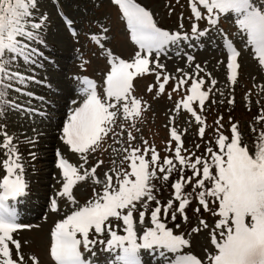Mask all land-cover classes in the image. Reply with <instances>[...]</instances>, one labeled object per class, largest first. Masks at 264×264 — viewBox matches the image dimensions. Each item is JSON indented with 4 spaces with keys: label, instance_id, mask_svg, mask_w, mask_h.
I'll return each mask as SVG.
<instances>
[{
    "label": "snow or ice",
    "instance_id": "1",
    "mask_svg": "<svg viewBox=\"0 0 264 264\" xmlns=\"http://www.w3.org/2000/svg\"><path fill=\"white\" fill-rule=\"evenodd\" d=\"M112 2L118 6L130 30L131 40L139 46V50L131 61L115 57L109 51L110 68L104 76L103 95L98 94L94 80L85 76L80 81L79 91L85 98L71 112L62 128L63 142L75 153H95L106 137L124 135V125H120V133L114 130L118 113L122 112L126 121L135 120L148 107L146 102L132 94L134 79L154 73L158 83L148 85L147 91L164 94L173 77L167 74L161 76L165 65L160 62V57L170 46H179L181 41L190 40L188 33H172L158 27L152 12L136 0ZM188 4L190 19L194 21L191 25L192 37L208 36L211 29L219 25L221 18H231L242 35L244 46L264 67V5H257L255 0H188ZM38 8L39 0H0V105L5 106V110L19 107L11 101L8 93L11 90L20 91L15 83L23 84L28 79L21 67L34 62L33 57L38 52V48L33 46L36 41L44 43L40 35L47 24V16H38ZM200 21H205L207 27L201 29ZM66 23L70 25L72 21L66 20ZM226 49L227 80L235 84L241 52L231 39L227 40ZM194 59L191 55L187 56L188 61ZM195 67V74L176 69L180 76L175 78L174 92L180 91L189 81L191 83L186 89L188 94L177 101L174 110L179 112L183 108L190 113L200 125L197 134L203 138L206 119L197 113L193 105L198 103L202 111L209 100L211 88L204 90L206 81L200 73L205 70L199 64ZM206 75L214 87L217 81L211 78V73ZM171 96L172 93H168L169 99ZM257 119L264 122V115ZM221 120L222 117L216 121L218 150L211 147L205 150L209 159L194 156L183 149L182 135L174 126V118L167 142L169 145L176 144L174 158H161L147 140L141 141L143 148L133 146L132 142L137 138L132 131H127L128 146L123 149L127 169L115 171V183L111 172L104 173L102 190H93L95 199L74 208L51 230L49 255L55 264H92L85 261L81 248L94 256L97 244L103 245L102 251L108 254L107 264H145L144 254L158 257L157 264H264V129L258 132L253 129L258 138L250 151L241 142L238 125L233 123L231 137L225 136L219 130ZM0 149L7 154L0 161L6 172L0 178V264H25L22 244L14 238V234L25 226L18 222L15 209L8 203L26 192L24 166L20 163L13 137L7 131L0 135ZM57 156L62 181L57 196L65 197L75 205L74 187L86 181L89 173L96 177L95 183H101L96 174L104 161H97L91 169L81 173L83 165L79 168L74 166L60 156L59 150ZM84 163H87L86 155ZM177 165L181 175L172 184L173 198L161 204L154 194L153 181L157 178L169 180ZM187 169H191L192 174L185 177L183 173ZM207 182H211V187H206ZM186 185L199 190L196 199L205 210H209L208 197L212 198V203L218 202L217 214L221 218L215 228L222 231L218 239L213 230L211 243L214 252L205 249L204 258L185 251L191 247V241L184 234L175 233L165 222L167 217L175 220L177 214L187 219L185 210L191 203L192 194L183 191ZM152 202L154 206L148 211ZM51 207L53 211L59 210L56 199H52ZM146 218L150 226H145ZM137 224L140 225L139 230ZM200 224L208 227L203 220ZM179 227L177 224L176 228ZM193 231L199 232L200 229ZM105 234L106 240L99 239ZM29 259L32 264H39L35 256Z\"/></svg>",
    "mask_w": 264,
    "mask_h": 264
},
{
    "label": "rangeland",
    "instance_id": "2",
    "mask_svg": "<svg viewBox=\"0 0 264 264\" xmlns=\"http://www.w3.org/2000/svg\"><path fill=\"white\" fill-rule=\"evenodd\" d=\"M136 2L152 12L158 27L172 33L177 31L188 33L190 40L181 41L179 46H170L166 54L160 57V62L165 68L163 71L160 69L157 71H161V76L167 74L173 77L166 85L165 93L157 95L155 91H147L148 85L158 83L154 73L135 78L132 94L148 105L142 111L141 117L126 121L122 112L118 113L114 130L120 133V125H124V135L106 137L95 153L80 154L70 151L62 138L64 124L71 112L85 98L79 91L80 81L85 76L94 80L98 94L103 95L104 76L110 68L109 51L115 57L131 61L139 46L131 40L126 22L112 0H39L37 15L47 16V24L40 35L44 43L36 41L33 46L38 48V52L33 57L34 62L21 67V71L28 79L23 84L15 83V87L20 91L11 90L8 93L11 101L19 107H9L5 110V106L0 105V135L7 131L13 137V144L20 154V163L24 166V179L26 185H29V192L26 191L19 199L8 201L9 206L16 211L18 222L25 226L14 234V238L22 244L25 264H32L29 259L32 256L38 259L39 264H55L49 255L51 230L56 222L70 214L74 208L95 199L93 190L96 192L102 190L104 173L111 172L115 183V171L127 169L128 162L123 161L125 155L123 149L128 146L127 131H132L137 138L132 142L133 146L143 148L141 141L147 140L149 146H154L161 154L167 153L173 158L174 153L172 154L170 150L173 143L171 145L167 143L173 118L174 126L186 140L187 145L200 137L197 134L200 125L195 118L183 108L179 112L174 110L177 101L185 97L186 89L191 83L189 81V84L178 92L173 91L175 78L180 76L177 68L195 74L197 72L195 65L202 66L205 71L200 75L206 81L204 90L211 88L207 104L218 105L224 108V112H228L231 105L236 106L241 135L245 136L252 150V141L247 131L252 125L253 116L264 113L262 112L264 67L253 58L251 50L244 46L242 35L233 20L221 18L219 25L211 29L210 35L196 38L191 34V25L194 21L190 19L188 0H136ZM255 2L257 5H264V0ZM66 20H71L72 23L69 25ZM199 26L201 29L207 27L205 21H200ZM228 39H231L241 52L238 79L235 84L227 80ZM178 52L180 55H177ZM188 55L195 59L188 61ZM206 73H211V78L217 81L214 87L211 86ZM168 93H172L171 99ZM230 100L234 102L230 103ZM73 101L77 103L74 104ZM245 106L251 109H246ZM211 118L214 122L215 119ZM58 150L60 156L74 166L79 168L83 165L81 173L91 169L97 161H104L96 174L101 183H95L96 177L89 173L86 181H81L74 187L73 196L77 202L75 205L67 198L57 196L62 187ZM6 155L5 150L0 149V161H3ZM4 174L6 172L0 165V178ZM168 196L169 193L164 192L162 198L166 199ZM52 199H56L58 211L52 210ZM211 212L209 209L203 215L186 214V220L179 214L175 220L165 218L168 227L177 234H184L191 241V247L185 251L200 258L205 257V249L214 252L211 243L213 230L217 233L218 239L219 232L222 231L215 228L221 217L217 213L210 215ZM201 220L207 223V228L200 224ZM177 224L179 228H176ZM145 226H150L148 218L145 220ZM195 228H199L200 231L194 232ZM137 229H140L139 224ZM99 239L106 240L107 234ZM102 248L103 245L97 244L94 256L81 248L83 258L92 264H107L108 254L103 252ZM158 259L144 254L145 264H157Z\"/></svg>",
    "mask_w": 264,
    "mask_h": 264
},
{
    "label": "trees",
    "instance_id": "3",
    "mask_svg": "<svg viewBox=\"0 0 264 264\" xmlns=\"http://www.w3.org/2000/svg\"><path fill=\"white\" fill-rule=\"evenodd\" d=\"M194 108L196 109V111H199L201 116L203 118L206 119V132L203 138L199 137L196 139V141H194L193 143L187 145L186 140L184 138H182V144H183V149L187 150V153H191L194 156H202L205 159H209L208 154L206 153V148L207 147H211L213 148V150H218L217 149V145H216V139H217V132H216V128L218 127V125L216 124V121L218 118L222 117V120L220 121V126H219V130L222 134H224L225 136H229L231 137V132H230V128L231 125L233 123L238 125V129L239 132L241 131V127H240V123H239V119L237 118L238 116V110H236V106L235 105H231V109L227 112V111H223L224 108H220L218 105H214V104H210L208 105L207 102L205 104L204 109L201 111L199 109L198 103L194 102ZM246 109H248L249 107L245 106ZM251 109V108H249ZM236 112V113H235ZM260 115H264V113H260L258 116ZM258 116H253V121H252V125L250 126V129L247 131V135L250 137L251 141H252V149L254 148V143L257 140V133L253 131V129L255 128L257 130V132L259 130L264 129V122H261L260 120L257 119ZM213 117L215 119V121L213 122V120H211ZM224 120L226 122V124H224ZM229 124V125H228ZM241 133V132H240ZM241 142L243 145H247L248 141L245 139L244 135H241ZM196 145H199V147L197 148ZM175 142H173V147L170 149L172 154L174 153V149H175ZM169 150V151H170ZM161 158L164 157H172L171 155L167 154V153H160V151L158 152ZM182 152V154H187ZM171 154V153H170ZM213 173L215 174V170L213 169ZM191 173V169H187L184 171L183 175L185 177L190 176ZM181 173L179 171V165H177V170L174 171L170 177L169 180L165 181L163 179L157 178L153 181V184L155 185V196L157 197V199L161 202V204L164 202L167 203L168 200L173 198V188H172V184L180 177ZM159 176V173H158ZM195 182L193 181V184ZM206 187H211V182H207ZM185 193H191V203L190 205L186 208L185 212L186 214H191L192 216L194 215H203L206 212H208V210H205L198 202V200L196 199V194L198 193V189H194L192 185H186L184 190ZM164 192L169 193V196L166 199H163L162 196L164 195ZM208 200L210 201L209 203V209L212 210V212L210 213V215L217 213V209H218V202L217 203H212L211 197H208ZM151 207L154 206V202H152V204H150ZM148 211H150V207ZM199 208L200 211H195V209Z\"/></svg>",
    "mask_w": 264,
    "mask_h": 264
},
{
    "label": "bare ground",
    "instance_id": "4",
    "mask_svg": "<svg viewBox=\"0 0 264 264\" xmlns=\"http://www.w3.org/2000/svg\"><path fill=\"white\" fill-rule=\"evenodd\" d=\"M49 147H51V146H49ZM49 149V148H48ZM49 151H52V150H49Z\"/></svg>",
    "mask_w": 264,
    "mask_h": 264
}]
</instances>
